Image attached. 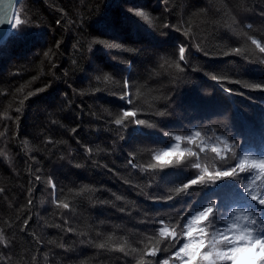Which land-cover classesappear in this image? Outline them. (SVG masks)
Returning a JSON list of instances; mask_svg holds the SVG:
<instances>
[{
    "label": "trees",
    "instance_id": "1",
    "mask_svg": "<svg viewBox=\"0 0 264 264\" xmlns=\"http://www.w3.org/2000/svg\"><path fill=\"white\" fill-rule=\"evenodd\" d=\"M129 9L147 11L154 24ZM17 16L29 21L25 39H16L10 27L0 41V149L6 154L0 155V232L6 241L0 244V264H138L142 257L145 264H158L170 252L144 256L148 248L168 247L150 239L159 227L153 219L167 220L211 200L220 206L221 225L232 209L244 211L242 182L232 178L213 183L205 176V183L190 187V195L170 201L151 197L166 198L193 173L234 163L233 152L264 158V92L224 81L242 93L229 95L209 75L264 81L259 63L264 54L248 39L264 43V0H18L11 25ZM94 39L122 47L93 44L90 51ZM181 45L188 56L182 73L172 65L179 62ZM235 47L243 54H225ZM49 50L50 59L44 56ZM104 75L111 82L103 81ZM126 79L134 105L120 99ZM40 88L46 90L25 100ZM132 107L137 118L157 125L140 129L147 135L135 134L134 122L127 128L112 122ZM195 130L201 137L179 142L185 155L170 157L165 171L173 175L165 182L159 168L145 174L128 164L129 159L155 163L152 156L166 143H177L164 131L187 136ZM216 137L230 146L222 152L225 159L211 151L223 149ZM189 151L198 155L188 156ZM197 160L200 169H192ZM49 178L68 208L53 202ZM253 188L264 192L259 181Z\"/></svg>",
    "mask_w": 264,
    "mask_h": 264
},
{
    "label": "snow or ice",
    "instance_id": "2",
    "mask_svg": "<svg viewBox=\"0 0 264 264\" xmlns=\"http://www.w3.org/2000/svg\"><path fill=\"white\" fill-rule=\"evenodd\" d=\"M22 2V0H21ZM166 2V0H165ZM134 16L142 18L149 25H153L154 21L150 18L149 13L143 10H133L129 9ZM2 13V10H0ZM60 20H57V24H60ZM6 23V18L4 14H0V25ZM29 21L23 16H17L15 23L11 25L15 31L13 36L18 40H24L27 33L25 31V25ZM164 28L172 27L169 24H164ZM247 27L251 28V25ZM178 30V29H177ZM185 36L189 35L187 30L183 33ZM241 35H248L246 32L241 33ZM252 45L258 49L259 53L264 54V43L260 40L248 36ZM103 45L107 49H120L122 45L120 43H110L105 39H94L91 44H89V50L92 51V45ZM59 42H57V47ZM50 52L46 51L44 56L50 59ZM186 46H179L178 55L179 62L172 61V65L176 68L178 72H184V67L181 62L187 63L188 56L186 55ZM227 54L242 55L243 50L240 47L231 48ZM247 59V57L245 58ZM167 62V61H166ZM259 63L264 65V56L259 57ZM170 65V66H172ZM211 79L221 85L223 91L229 95L241 94L238 93L237 89H232L224 86L223 82L240 84L243 88L250 91H260L264 92V81L260 82H250L247 79H233L229 76L209 74ZM97 80L101 77L97 76ZM103 81L111 82V78L108 75L102 77ZM47 87V86H46ZM124 91L120 94V99L127 102L129 105H134V100L131 94V84L126 79L123 82ZM22 91V89H20ZM46 88H40L34 92H29L25 97V100L29 97L36 95L40 92L45 91ZM21 106H23L24 101H20ZM17 108L16 111H20ZM156 115L164 116L165 112H157ZM118 128H127L130 123H135L136 129L133 132L138 135H147L146 132L140 129L143 126H147L149 129L155 128L157 125L149 123L146 119L137 118V109L135 107L122 110L121 114L116 115L112 121ZM76 128H72V132L75 133ZM3 135V133H0ZM163 135L165 137H171L172 140L177 143L172 144L168 142L164 145L163 149L159 154L152 156V160L155 163L149 162L147 164L137 165L133 162V159L128 160V164L132 168L139 167L141 173L155 172L159 168L161 175L159 180L165 182L166 177L173 175V173L165 171V169L172 165V160L170 157L178 156L184 157L185 153L178 151L181 140L187 139L189 143H192L196 138L201 137V131L195 130L191 131L187 136L176 135L173 131H164ZM123 139V137H121ZM216 140L223 145V149H218L217 147H212L211 151L216 153L221 159H225L222 152L230 151V146L227 144L226 140H221L220 137H216ZM86 152L91 153L92 149L85 148ZM200 152H204V148H200ZM0 155H5L4 151L0 149ZM198 154L192 151L188 152V156H197ZM7 158V157H6ZM230 159L234 162L227 166L221 167L220 170L213 173H209L207 169L202 171V174H195L186 179V181L181 182L178 186L172 187V195L168 197H151L154 202L160 200H172L175 196H180L183 193L191 194L190 187L192 185H199L205 183V176L207 179L213 183L217 181H223L226 178L238 179L242 182L243 194L245 196L246 204L242 207L244 208L243 213L247 214L251 219L255 221L254 224L249 225H239L229 228L226 222L221 225L220 221V206L215 200L206 202L202 204L200 208H192L191 205L188 206V210L184 211L182 208L176 213V215L170 219L165 218H155L151 221L152 224L159 225L152 229L156 233L155 237H150V239H157V244L162 242H167L168 247L161 249L158 246L148 248L144 252V256L155 257L160 251H169L170 255L168 259L159 261L158 264H169L170 261H179V264H264V192H258L254 190L253 186L259 181L261 185H264V158L257 159L255 156L250 154H243V152H233ZM181 160H177L176 164H181ZM187 166V162H184ZM76 167H80L79 164ZM200 163L198 160L191 163L192 169H200ZM38 171V169H37ZM241 173H247V175H240ZM40 177L37 176V180ZM246 181V183H244ZM47 184L53 189V202L57 204L60 208H68L69 204L64 200H59L55 195L56 184L52 178L47 180ZM221 187L220 184L216 185ZM88 188H81L80 191H90ZM117 200H121L120 195H116ZM215 203L213 204V202ZM255 202V203H253ZM32 201L29 200V204ZM251 205V207H249ZM256 205H259V210H256ZM202 209V210H201ZM209 209H211L209 211ZM124 211V209H121ZM25 227L28 225V220L24 221ZM59 227V225H57ZM206 227L213 228L214 231L209 233ZM23 231V229H21ZM71 231V229H69ZM194 232L199 233V239L193 235ZM181 239L188 242L181 243ZM195 240V243L191 241ZM0 244H6L5 236L0 232ZM64 245H60L63 247ZM105 245L101 244L99 247L103 248ZM172 249H176L172 251ZM123 251L124 249H119ZM127 255V253H125ZM138 264H145L143 257L138 261ZM151 264V262H149Z\"/></svg>",
    "mask_w": 264,
    "mask_h": 264
},
{
    "label": "water",
    "instance_id": "3",
    "mask_svg": "<svg viewBox=\"0 0 264 264\" xmlns=\"http://www.w3.org/2000/svg\"><path fill=\"white\" fill-rule=\"evenodd\" d=\"M17 2L18 0H0V10H2L0 14H4L6 18V23L0 25V41L6 37L10 30Z\"/></svg>",
    "mask_w": 264,
    "mask_h": 264
},
{
    "label": "clouds",
    "instance_id": "4",
    "mask_svg": "<svg viewBox=\"0 0 264 264\" xmlns=\"http://www.w3.org/2000/svg\"><path fill=\"white\" fill-rule=\"evenodd\" d=\"M215 201L213 202V204ZM211 209H209L210 211ZM231 218L224 220L228 224L229 228L235 227L237 224L239 225H251L254 224L255 221L251 219L247 214H244L243 211H238L236 209H232L230 213Z\"/></svg>",
    "mask_w": 264,
    "mask_h": 264
}]
</instances>
